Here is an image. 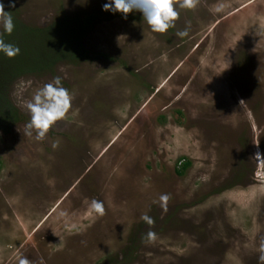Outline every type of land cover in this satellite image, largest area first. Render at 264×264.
Returning a JSON list of instances; mask_svg holds the SVG:
<instances>
[{
	"label": "rangeland",
	"instance_id": "1",
	"mask_svg": "<svg viewBox=\"0 0 264 264\" xmlns=\"http://www.w3.org/2000/svg\"><path fill=\"white\" fill-rule=\"evenodd\" d=\"M110 2L0 0L30 25L94 17L87 58L12 86L24 120L0 131V264H261L264 0H178L163 34ZM57 76L72 109L37 141L24 103Z\"/></svg>",
	"mask_w": 264,
	"mask_h": 264
},
{
	"label": "trees",
	"instance_id": "2",
	"mask_svg": "<svg viewBox=\"0 0 264 264\" xmlns=\"http://www.w3.org/2000/svg\"><path fill=\"white\" fill-rule=\"evenodd\" d=\"M15 25L11 35H0L6 43L19 47V54L8 58L0 52V131L8 134L11 129L24 120V114L11 98L15 81L28 75H42L59 63H78L88 57L84 38L92 26L94 17L81 12L64 13L45 23L30 25L24 22L12 9L6 10ZM176 169L178 175L190 165L182 161Z\"/></svg>",
	"mask_w": 264,
	"mask_h": 264
},
{
	"label": "clouds",
	"instance_id": "3",
	"mask_svg": "<svg viewBox=\"0 0 264 264\" xmlns=\"http://www.w3.org/2000/svg\"><path fill=\"white\" fill-rule=\"evenodd\" d=\"M178 0H111L110 3L103 5V10L120 12L126 18L127 14L138 11L153 32L165 33L168 29L175 26L179 19V12L176 10ZM199 0H180L179 6L188 10H194L198 6ZM0 25L4 32L11 35L14 30V23L11 15L5 11L3 4H0ZM179 36L187 35V31L178 33ZM19 47L6 43L3 36L0 35V52H3L8 58H14L19 54ZM74 97L68 89L61 85V78L55 77L51 82L38 88L31 99L25 101L24 107L30 115L29 121L25 125V132L31 136L35 134L37 141L46 139L49 131L60 121L67 119L68 113L72 109ZM59 141L53 143V147H58ZM258 145V142H257ZM258 163L264 164V158L257 153L254 157ZM170 197L163 194L159 197L161 205H166ZM91 208L94 213L105 215V207L102 201L93 199ZM149 226H154L155 221L147 214L142 215ZM146 239L152 242L156 239V234L152 231L147 233ZM264 248V246H262ZM261 264H264V255L260 256ZM19 264H32L30 260L23 257Z\"/></svg>",
	"mask_w": 264,
	"mask_h": 264
}]
</instances>
